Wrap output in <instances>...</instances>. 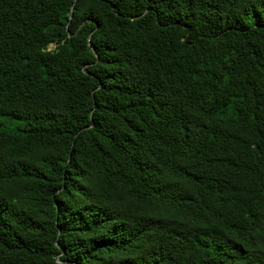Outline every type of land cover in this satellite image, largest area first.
Wrapping results in <instances>:
<instances>
[{"label": "trees", "instance_id": "obj_1", "mask_svg": "<svg viewBox=\"0 0 264 264\" xmlns=\"http://www.w3.org/2000/svg\"><path fill=\"white\" fill-rule=\"evenodd\" d=\"M0 264H264V0H0Z\"/></svg>", "mask_w": 264, "mask_h": 264}, {"label": "water", "instance_id": "obj_2", "mask_svg": "<svg viewBox=\"0 0 264 264\" xmlns=\"http://www.w3.org/2000/svg\"><path fill=\"white\" fill-rule=\"evenodd\" d=\"M68 34L71 35L70 32H68ZM88 44L90 45V47L92 48V50L96 53L95 47H94L93 43L91 42V40L89 38H88ZM83 70L86 72L85 69H83Z\"/></svg>", "mask_w": 264, "mask_h": 264}, {"label": "rangeland", "instance_id": "obj_3", "mask_svg": "<svg viewBox=\"0 0 264 264\" xmlns=\"http://www.w3.org/2000/svg\"><path fill=\"white\" fill-rule=\"evenodd\" d=\"M54 46H55V44L52 43V44H50V45L48 46V48L51 49V48H53Z\"/></svg>", "mask_w": 264, "mask_h": 264}]
</instances>
